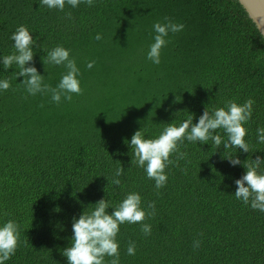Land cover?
<instances>
[{"label":"trees","instance_id":"16d2710c","mask_svg":"<svg viewBox=\"0 0 264 264\" xmlns=\"http://www.w3.org/2000/svg\"><path fill=\"white\" fill-rule=\"evenodd\" d=\"M165 17L185 27L169 34L157 65L147 52L153 24ZM19 25L41 45H33L34 66L52 87L65 69L42 58L58 45L70 50L82 94L59 104L32 96L16 77L18 67L0 64V79L10 83L0 90V226L12 219L20 230L5 264H67L62 252L71 244L73 217L102 198L111 213L128 192L140 194L144 209L155 201V216L144 221L148 236L140 223L120 225V264H264V212L235 198L234 181L245 168L226 159L264 156L256 136L264 127V43L237 0H94L91 7L66 3L63 12L41 0H0V56L13 53L10 37ZM249 97L255 104L245 140L254 153L185 140L186 159L165 169L159 190L131 163L135 131L156 138L168 123L191 115L197 123L205 108ZM118 161L124 173L115 186ZM130 242L134 256L127 255Z\"/></svg>","mask_w":264,"mask_h":264},{"label":"clouds","instance_id":"9594fccd","mask_svg":"<svg viewBox=\"0 0 264 264\" xmlns=\"http://www.w3.org/2000/svg\"><path fill=\"white\" fill-rule=\"evenodd\" d=\"M82 2L90 7L94 6V0H41L43 6L62 12L66 3L75 8ZM66 17L71 19V12L66 13ZM184 27L183 24L174 23L168 17H165L163 22H155L153 24L154 42L149 45L147 59L158 65L161 50L168 43L169 34L178 33ZM257 31L261 43H264V29ZM10 39L14 42V51L10 55L0 56V64L5 70L11 69L14 64L18 67L16 77H24L21 84L28 94L32 96L38 93L50 95L52 102L56 104H59L62 98L71 102L73 94H82L78 79L80 69L77 67L75 58L70 56V50L58 45L42 58L44 65L63 66L65 69L59 83L56 87H52L44 82V76L34 66L33 45L37 47L41 45L33 39L27 27L19 25ZM95 39L100 40L102 36L97 34ZM94 65L93 60L89 61L86 66L91 69ZM9 87V80L0 79V90H7ZM254 104L255 100L251 97L242 104L229 99L223 107L214 108L212 111L205 108L197 123H193V115L179 123L178 126L176 123H168L156 138H145L144 131L137 130L132 135L129 145L132 153L131 163L143 168L147 178L154 180L155 188L159 190L167 183L168 177L165 169L169 165L179 166V161L186 159L187 153L180 150L185 140L200 144L211 141L217 148L223 144L224 149L229 153L232 149L242 150L243 153H254L251 152V147L245 140L247 135L245 125L252 119ZM218 130L223 131L226 139L222 138ZM256 136L257 142L264 144V127H257ZM172 154H175V160L170 159ZM226 159L232 166L242 164L245 168V173L234 181L235 198L253 210L264 212V156L257 155L255 159L249 157L242 162L238 156L230 154ZM183 171L186 172V169ZM123 173L124 169L120 163V166L115 169L111 183L120 186L119 177ZM109 208L110 202L102 198L94 204V209L90 212L84 211L78 219L73 217L71 244L62 252V255L67 258V264H106V257L111 258L107 264H120L117 235L120 225L124 223H140L141 232L145 236L151 234V225L144 221L146 218L155 216V201L149 202L147 209H144L141 207L140 194L128 192L118 204L111 206L113 209L111 213L108 211ZM19 240L20 230L15 220L9 219L0 226V264H5V261L15 254ZM200 243V240H194L193 247L198 249ZM135 254V243L130 242L127 255L134 256Z\"/></svg>","mask_w":264,"mask_h":264},{"label":"water","instance_id":"95a60500","mask_svg":"<svg viewBox=\"0 0 264 264\" xmlns=\"http://www.w3.org/2000/svg\"><path fill=\"white\" fill-rule=\"evenodd\" d=\"M257 29H264V0H237Z\"/></svg>","mask_w":264,"mask_h":264}]
</instances>
